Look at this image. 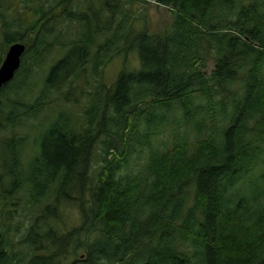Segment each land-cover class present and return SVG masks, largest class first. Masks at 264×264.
Returning <instances> with one entry per match:
<instances>
[{
  "label": "trees",
  "instance_id": "trees-1",
  "mask_svg": "<svg viewBox=\"0 0 264 264\" xmlns=\"http://www.w3.org/2000/svg\"><path fill=\"white\" fill-rule=\"evenodd\" d=\"M12 1L0 0V48L4 54L20 43L25 52L0 89V132H8L0 140L7 161L0 264H54L78 250L81 260L69 264H264L260 1L127 0L170 12L160 36L134 32L132 10L121 0H97L99 10L92 4L82 11L74 0H59L60 16L46 1L21 11ZM66 21L77 24V34L60 30ZM134 50L140 71H122L110 88L97 85L85 107L70 105L72 117L53 109L24 162L28 133L14 130L48 119L42 114L52 108L53 89L82 93L114 55ZM55 51L65 54L45 70L35 99L25 100L34 92L32 72ZM206 57L213 61L209 75ZM21 188L29 232L12 247L3 201ZM52 196L77 208L80 224L71 232L52 226L51 218L60 220ZM40 207L42 220L35 218Z\"/></svg>",
  "mask_w": 264,
  "mask_h": 264
},
{
  "label": "rangeland",
  "instance_id": "rangeland-1",
  "mask_svg": "<svg viewBox=\"0 0 264 264\" xmlns=\"http://www.w3.org/2000/svg\"><path fill=\"white\" fill-rule=\"evenodd\" d=\"M36 1H40V0H36ZM42 1H46L48 3V5L53 6V11L55 12L56 16H60V8L59 9H55V5L59 2V0H42ZM124 4V8H128L130 10H132L131 15V26L132 29L134 30V32H141L144 29H147V33L149 35H162L163 34V30L168 28L172 19V16L170 15V12L165 9L162 8L158 5H156L154 2H148L146 4H142L140 2H134L133 4H129L127 0H121ZM260 1V2H259ZM21 2V0H20ZM52 2V3H51ZM259 3H261L262 9L264 10V0H258ZM13 8H17L19 9V11L22 10V8L26 7V6H34L35 5V0L30 3L28 2L26 5H22L17 4V0H13ZM54 3V4H53ZM37 4V3H36ZM94 5L95 8L97 10L100 9L99 7V3L97 2V0H74L73 1V6L75 9H80L82 11V9L87 8L88 5ZM126 4V5H125ZM245 5H248L249 2L247 0H245L244 2ZM16 5V6H15ZM84 6V7H83ZM12 13V12H11ZM117 16H119L120 18V14H118V12L115 13ZM103 17V16H102ZM136 19V20H135ZM63 25H61L62 27H60V30L66 32V33H72L73 36L74 34H77V31L79 30V27L77 26V24H72L69 23L68 21L66 22H62ZM129 26V29L130 27ZM69 31V32H68ZM15 31H12V33ZM68 36V34H67ZM103 38L102 35L99 36V41H101ZM1 39V37H0ZM120 42V41H119ZM1 44V43H0ZM14 44V43H13ZM126 45V44H125ZM123 45L122 44H117V46H113L114 48H121ZM112 47V49H113ZM9 48V47H8ZM0 58H1V62L3 60V57L6 53L3 54V47L0 48ZM63 51L59 52V51H55L52 52L51 55H49L48 57L50 59H48V61L46 60L45 63L42 65V67L40 66L39 68L34 69V71L32 72V77L35 79H32V81L36 82L34 84L35 88H34V92L33 95L30 96H26L25 100L32 102L33 99H35L37 92L39 93L41 90V85L42 83L44 84L46 82V73L45 70L48 68V66L52 63L55 62L59 59L60 56H63L65 54L62 53ZM102 58V57H101ZM103 59V58H102ZM1 64V63H0ZM86 69H88V66L86 67ZM141 69V65H140V60H139V56L136 50L129 52L127 55H114L113 58H111L106 65H104L101 70H99L98 75L97 76H92V77H88L89 80V84L87 86L84 87L82 93H79V90L76 91V93H70L66 90L61 89L59 91H56L57 89L54 88V92L52 93V97L51 99H53V103L51 104L52 108L50 111H47L46 113L44 112L42 114V118L43 117H47L48 119H44L40 122V125L38 127V124H34L33 126H31L30 124H28L29 122H36V121H29L27 122L28 125H30V127H20L18 129L11 128L10 130H14V132L18 135L21 136V134L23 135L24 133H28L27 134V144H26V150H25V155H24V150H23V154L20 153V157L22 154V159L24 162L27 161V159H29V157H31L32 155V146L34 144V142L38 141V137L40 132L45 129V127L47 126V121L52 119L51 117H53V109L56 110L55 115L58 116L59 114H68L70 117L71 113L68 111L70 107V105L72 103L76 104V106H83L85 107L90 101V95L89 94H93L96 91L97 85H99V87H102L103 85L107 88H110L114 85V83L117 80L118 75L123 71L125 73H136L139 72ZM213 69V61L211 60L210 57H206L205 61H204V72L206 73V75H209L211 70ZM92 70V66L90 68V71ZM97 71V70H96ZM99 79L100 82L97 84L96 80ZM95 83V84H94ZM238 86L233 87V89ZM2 88V87H1ZM93 90V91H92ZM58 92L62 93V106H66V108L63 107H59L61 105V103H59L57 101V94ZM78 92V93H77ZM98 93V91L96 92ZM79 94V95H78ZM94 96L92 103L91 104H95L98 105L99 107V103L100 100L98 99L99 97ZM65 99V100H64ZM79 100V102L77 103V101ZM76 106L74 108H72L71 110L73 111L74 114H79V109L76 108ZM55 107V108H54ZM59 107V108H57ZM65 108V109H64ZM41 114V113H40ZM45 115V116H44ZM54 118V117H53ZM26 124V125H27ZM0 130H3V126L0 125ZM9 130V129H7ZM7 135L8 132L5 133H1L0 132V140L1 139H7ZM25 164V163H24ZM4 165H7V161H5L4 159L1 160L0 158V177H2L0 185L3 184V180L5 181L4 175H5V169L6 167ZM3 170V171H2ZM23 191L24 188H21V190L18 193V200L20 202L21 200V196H23ZM55 199L53 196L51 197V205L52 208L55 210V206H56V212H58V215L60 217V220H57L55 217L51 218V224L53 227H55L57 229V231L59 233H68L71 232L72 229L76 228L79 226L80 224V215L79 212L77 210L76 207H73L70 202H62L60 204H56ZM24 202V200H23ZM47 205H48V201H47ZM45 212V208L41 209V207L39 208V211L35 212V218L36 219H40V216H42V213ZM42 220V219H41ZM1 222V220H0ZM1 225L3 226V222L1 223ZM9 236L7 237V239H9V243L10 245L13 247H16L20 242L23 241L24 237L28 234L29 232V225L30 223L24 218V212L22 210V217L17 218V220L13 223L12 221H9ZM2 230V228L0 229V231ZM4 234V232H2ZM70 252V251H69ZM68 252V253H69ZM76 257L75 255H73V257H75L74 259L72 257H66L63 259H60L59 262H55L54 264H69L71 263L73 260H81L80 257H82L84 255L83 250H78L76 251ZM71 258V259H70Z\"/></svg>",
  "mask_w": 264,
  "mask_h": 264
},
{
  "label": "water",
  "instance_id": "water-1",
  "mask_svg": "<svg viewBox=\"0 0 264 264\" xmlns=\"http://www.w3.org/2000/svg\"><path fill=\"white\" fill-rule=\"evenodd\" d=\"M24 52L25 47L20 43H14L7 49L0 65V89L11 81L14 73L19 69Z\"/></svg>",
  "mask_w": 264,
  "mask_h": 264
},
{
  "label": "flooded vegetation",
  "instance_id": "flooded-vegetation-1",
  "mask_svg": "<svg viewBox=\"0 0 264 264\" xmlns=\"http://www.w3.org/2000/svg\"><path fill=\"white\" fill-rule=\"evenodd\" d=\"M3 189H5V186H3ZM3 192H4V190H3ZM18 193L19 192H16V193L14 192L13 196H10L12 200L10 202H8L7 204H5V202L3 201V218L7 219L8 221H12L13 223L17 220V218L22 217L23 202H22V196H21V200L19 202ZM6 197H7L6 194H3V198H6ZM7 206H8V208H7ZM40 217H42V216H40Z\"/></svg>",
  "mask_w": 264,
  "mask_h": 264
},
{
  "label": "bare ground",
  "instance_id": "bare-ground-1",
  "mask_svg": "<svg viewBox=\"0 0 264 264\" xmlns=\"http://www.w3.org/2000/svg\"><path fill=\"white\" fill-rule=\"evenodd\" d=\"M100 12V11H99ZM99 14V13H98ZM36 101V100H35ZM15 147V146H14ZM10 148V147H9ZM11 150H13V149H11ZM12 190V189H11Z\"/></svg>",
  "mask_w": 264,
  "mask_h": 264
}]
</instances>
